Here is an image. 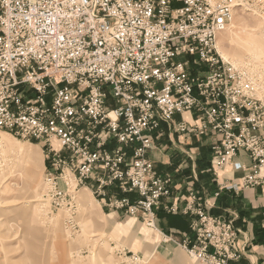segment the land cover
Returning a JSON list of instances; mask_svg holds the SVG:
<instances>
[{
  "label": "built area",
  "instance_id": "1",
  "mask_svg": "<svg viewBox=\"0 0 264 264\" xmlns=\"http://www.w3.org/2000/svg\"><path fill=\"white\" fill-rule=\"evenodd\" d=\"M239 4L0 0V132L42 146L55 208H72L80 189L94 190L108 209L142 220L193 264L242 258L241 231L209 215L194 191L182 210L194 217L189 233L178 243L160 233L156 211L179 209L163 203L172 180L148 158L164 124L211 141L214 175L243 172L227 189L264 187V62L224 60L216 44ZM112 187L125 197L106 198Z\"/></svg>",
  "mask_w": 264,
  "mask_h": 264
},
{
  "label": "rangeland",
  "instance_id": "2",
  "mask_svg": "<svg viewBox=\"0 0 264 264\" xmlns=\"http://www.w3.org/2000/svg\"><path fill=\"white\" fill-rule=\"evenodd\" d=\"M238 1L230 31L218 38L220 50L233 63L256 59L246 52L251 39L259 40L264 51V0ZM0 144V264H134L137 258L139 264H177L178 258L182 264H192L181 248L164 243L158 231L132 221L127 224L129 218L120 212L119 217L113 215L117 211L104 206L94 190L80 189L72 208H55L46 195L42 146L1 133ZM30 151L36 164L29 167ZM105 193L106 198L113 195L111 190ZM81 198L87 200V207ZM149 235L154 244L144 240ZM167 246L171 254L163 251Z\"/></svg>",
  "mask_w": 264,
  "mask_h": 264
},
{
  "label": "crops",
  "instance_id": "3",
  "mask_svg": "<svg viewBox=\"0 0 264 264\" xmlns=\"http://www.w3.org/2000/svg\"><path fill=\"white\" fill-rule=\"evenodd\" d=\"M177 119L180 120L181 117ZM183 119L190 121L191 116L186 114ZM153 139L154 146L148 152V158L153 162L157 174L168 176L172 180L171 197L164 199L163 203L175 205L179 209L177 214H169L163 208L156 211V224L160 233L172 235L177 243L182 241L183 234L189 233L190 222L194 217L184 214L182 210L189 201L190 191H194L197 202L204 205L207 203L209 215L232 220L234 226L241 231L238 247H244V254L234 264H264V187L241 188L238 192L227 189L226 186L231 184L239 185L243 172L227 167L214 175L210 170L209 139L198 140L172 134L164 124H160L159 129L153 133ZM184 154L189 159L184 158ZM237 162L246 166L250 164L246 156H240ZM109 190L118 198L125 197L115 187L107 189ZM108 194L110 195L109 192ZM127 197L132 200L136 198L133 194ZM113 215L119 217V212H113ZM128 218L127 224L132 221L153 230L138 218ZM145 237L144 240L149 244H154L152 235ZM168 246L179 247L173 243ZM168 246L163 251L171 254L172 248Z\"/></svg>",
  "mask_w": 264,
  "mask_h": 264
},
{
  "label": "bare ground",
  "instance_id": "4",
  "mask_svg": "<svg viewBox=\"0 0 264 264\" xmlns=\"http://www.w3.org/2000/svg\"><path fill=\"white\" fill-rule=\"evenodd\" d=\"M230 30H227V32H224V33H228ZM223 34V33H222ZM221 35V34H220ZM220 37V36H219ZM218 37V38H219ZM218 38H217V50H218V53L220 54V56H222V58L224 59V60H231V58L230 57H228V55L226 54V53H224L222 50H220V46H219V44H218ZM246 46H247V49H246V52H247V55L248 54H250L251 56H254L256 59H254V58H251V57H247L245 60H243V61H235V60H233L234 61V63L235 64H243V63H246V62H264V51H262L263 49H262V44L259 42V40H257V39H251L250 41H248L247 43H246ZM1 133V135H6V136H11V135H9V134H7V133H4V132H0ZM12 137V136H11ZM12 138H14V137H12ZM16 139V138H15ZM16 140H18V139H16ZM1 145V144H0ZM2 146V145H1ZM4 148V147H3ZM6 148V147H5ZM1 149V148H0ZM3 150V149H2ZM34 152H32V151H30V152H28L27 154H26V163H28V165H29V167L30 166H32V165H34V164H36L35 162H34ZM34 176H33V173H32V175H31V183L32 184H35V180L36 179H34L33 178ZM36 202H38V203H44L45 201L44 200H41V199H38V200H36ZM81 204H82V206H84V207H87L88 206V202H87V200L85 199V198H81ZM40 206V205H39ZM42 206V205H41ZM90 237L91 238H94L95 237V235L94 234H91L90 235ZM177 264H182V262H181V260H180V258H178V262H177Z\"/></svg>",
  "mask_w": 264,
  "mask_h": 264
}]
</instances>
